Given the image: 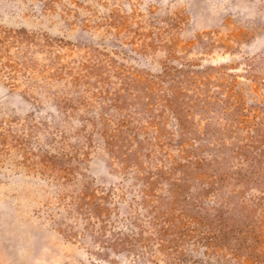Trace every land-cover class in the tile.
Masks as SVG:
<instances>
[{
    "label": "rangeland",
    "instance_id": "obj_1",
    "mask_svg": "<svg viewBox=\"0 0 264 264\" xmlns=\"http://www.w3.org/2000/svg\"><path fill=\"white\" fill-rule=\"evenodd\" d=\"M0 264H264V0H0Z\"/></svg>",
    "mask_w": 264,
    "mask_h": 264
}]
</instances>
